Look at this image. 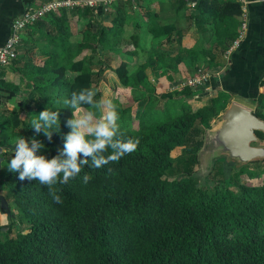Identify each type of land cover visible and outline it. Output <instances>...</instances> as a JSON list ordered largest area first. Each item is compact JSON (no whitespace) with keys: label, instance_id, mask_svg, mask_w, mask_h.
<instances>
[{"label":"trees","instance_id":"obj_1","mask_svg":"<svg viewBox=\"0 0 264 264\" xmlns=\"http://www.w3.org/2000/svg\"><path fill=\"white\" fill-rule=\"evenodd\" d=\"M232 6V12H240L238 4ZM66 10L83 16L91 11L77 6L50 12L64 16ZM72 32L58 25L47 37L50 49L45 52L51 63L37 67L24 83L5 84L11 96L22 100L16 105L26 113L21 119L16 109H0V193L8 206L0 208L4 220H0V264H264V174L258 183L253 180L264 171V158L234 163L227 175L219 157L204 176L195 169L204 131L225 106L222 93L192 108L187 101L193 88H163L155 94L132 75L135 92L146 91H140L137 99L125 94L136 102L133 126L125 125L128 109L125 116L120 112L116 138H139L137 149L100 168L91 167L89 158L78 176L56 185L62 203L54 202L38 181H21L18 172L8 170L14 153L2 147L12 144L14 136H23L29 146L32 139L43 143L45 148L37 155L49 159L58 155L71 130L66 122L73 115L64 101L73 91L98 89L100 73L85 69L89 56L79 57L86 48L100 56L96 31L83 29L76 49L70 51L67 38ZM99 32L103 38L113 36ZM229 35L234 37L235 32ZM65 69L77 72L71 82ZM115 72L120 84L127 85L126 64L120 62ZM158 95L164 102L163 114H141L143 104ZM263 98L258 95L252 111L260 119H264ZM167 101H173L174 110L166 108ZM45 108L57 111L60 121L50 141L30 128L31 119ZM255 134L262 138L260 132ZM85 174L91 176L87 183Z\"/></svg>","mask_w":264,"mask_h":264},{"label":"crops","instance_id":"obj_2","mask_svg":"<svg viewBox=\"0 0 264 264\" xmlns=\"http://www.w3.org/2000/svg\"><path fill=\"white\" fill-rule=\"evenodd\" d=\"M43 1L0 0V46L11 21L25 8L36 7ZM233 3L238 4L237 14L232 12ZM87 8L91 11L86 16L80 12L70 14L69 10L64 16L59 11L50 12L24 27L16 57L0 66L1 110H12L9 102L15 97L5 84L24 83L37 72V67L51 63L45 52L50 49L47 37L53 36L60 24L74 31L67 38L70 51L76 49L83 29H95L94 43L96 51H101L100 56H94L86 48L79 57L94 58V71L100 73L96 76L100 96L102 83L110 79L115 85L118 80L115 67L120 62L126 64L130 80L132 75H137L141 82L166 83L165 91H170L198 68L205 69L209 77L201 86L193 88L192 97L187 101L192 108L222 93L228 97L224 107L236 102L253 111L254 100L259 94L264 95V0H115L105 9L99 5ZM243 19V37L235 48L225 53ZM100 29L113 36L103 38ZM231 32H235L234 37L229 35ZM90 59H85L84 64ZM110 71L114 74L112 78ZM76 74L64 70L68 82ZM170 83L174 85L171 87ZM114 88L118 89L112 85ZM260 144L264 145V138L253 145Z\"/></svg>","mask_w":264,"mask_h":264},{"label":"clouds","instance_id":"obj_3","mask_svg":"<svg viewBox=\"0 0 264 264\" xmlns=\"http://www.w3.org/2000/svg\"><path fill=\"white\" fill-rule=\"evenodd\" d=\"M97 92L98 89L82 88L79 92L73 91L71 99L64 101L73 115L66 122L71 130L63 137V148L58 155L50 159L43 154L37 155L45 145L32 139L29 146L27 140L19 136L15 141L14 155L7 164L8 170L18 172L21 181H38L47 187L54 202L62 203L56 185L78 176L83 167L89 165V158L91 167L100 168L134 152L140 143L139 138H116L120 128L117 106L108 98L97 100ZM82 105L96 111H82ZM59 123L58 112L45 108L31 119L30 128L37 133L42 132L50 141L52 132L59 131ZM90 179L87 174L83 177L84 183Z\"/></svg>","mask_w":264,"mask_h":264},{"label":"water","instance_id":"obj_4","mask_svg":"<svg viewBox=\"0 0 264 264\" xmlns=\"http://www.w3.org/2000/svg\"><path fill=\"white\" fill-rule=\"evenodd\" d=\"M257 131L262 134V138L255 134ZM263 138L264 120L255 116L248 108L236 102H230L209 126L203 146L198 153V159L200 160V155L208 159L224 156L226 161L242 164L264 158V145H253ZM1 151L0 146V154ZM7 207L0 193V208L7 210Z\"/></svg>","mask_w":264,"mask_h":264},{"label":"rangeland","instance_id":"obj_5","mask_svg":"<svg viewBox=\"0 0 264 264\" xmlns=\"http://www.w3.org/2000/svg\"><path fill=\"white\" fill-rule=\"evenodd\" d=\"M93 59L88 60V62L85 63L84 66H85V69L91 70V71L95 72L94 71L95 70L94 69L95 68V66H94L95 63H94ZM198 70L205 71V72L208 73V71H206L205 69H202V68H198ZM109 73H110L109 76L112 78L114 76V74L112 73V71H110ZM131 82H132V80L129 79L127 85H121L120 82L117 80L115 82V85H114V80L107 79V81L105 83H102V85H101V93L102 94L99 97V99H101L102 97L103 98L110 99L117 106V111L119 113V116H120V112H121V114L123 113V116H125L126 115L125 114V111H126V109H128V112L127 113L129 115L128 116L129 118L127 119V121H125V125L127 124V127H130V126L132 127L133 126L132 121L134 120V112H135L134 109H135V106H136V102H132L131 103L130 102V99L128 100L125 97V94H129L130 95V93H131L132 96L134 97V99H137V98H139L142 95L141 92L146 91V89H144V88H140V91L141 92H135V91H133L135 89H133V86L130 85ZM157 82L158 81H154L153 82L151 80L150 81L149 80L146 81V83L144 85L147 88V91H152L155 94H159L160 92H162V90H163L162 88L165 86L166 83L161 84V82H158V83ZM112 85L113 86H116L118 89L115 90V88H114V90H113L112 89ZM173 85L171 84V87ZM157 90H159V92L156 93ZM168 91H169V89H168ZM158 97H160V96L158 95ZM227 98L228 97H226V96L224 97L225 101L227 100ZM18 100L22 101L20 98L14 97V99L12 100V102H9L10 103L9 105L12 106L11 109H16V110L19 111L18 112V117L22 119L25 116L24 114L26 113V111L23 110V109H20L19 107H17L16 103L18 102ZM162 100L163 99H161V97L160 98L149 99V101H147L146 103L143 104V110L145 112H143L141 114H145L146 116H150L151 114L152 115L155 114V115H158V116L159 115H162L163 114V110H162L161 106H162V104H164V102ZM161 102H162V104H161ZM171 102L167 101L165 103V106H166V108L169 111L170 110H174V108H173V101H171ZM127 104H129L130 107H128ZM87 109L88 110H92V111H96L95 109H91L89 107H82V111L83 110H87ZM118 123L119 124L121 123L120 122V119H119ZM212 124H213V122L210 120V126ZM204 133L205 134L203 136V140L205 139V136L208 133V128L205 129V132ZM16 139H17V137L14 136L13 139L11 140V142H10L12 144H10L8 146H5V147H2L3 150H6V151L11 152V153H14ZM218 157H219L218 159H221L222 160L223 163H222L221 167H222V169H224V174L227 175V173L229 172V169L231 168V166L234 165V163L231 162V161H228V160L226 161L224 159V156H218ZM212 161H213L212 157L208 159L207 157L205 158L203 155H200V160L198 162V165L195 167V169L197 171V174L199 176H204L207 173V170L209 169V165L212 164ZM242 164H245V163H242ZM231 169H230V171H231ZM263 174H264V171L258 172L254 176V178H253L254 182H257L258 183L260 181V179L263 178ZM226 175H223V177L225 178ZM208 178L211 179L212 177L211 176H208ZM242 178L245 179L246 177L244 175H242ZM15 218L16 219H19V215L16 214V217ZM0 220H1V223H4L3 214H2V210L1 209H0Z\"/></svg>","mask_w":264,"mask_h":264},{"label":"built area","instance_id":"obj_6","mask_svg":"<svg viewBox=\"0 0 264 264\" xmlns=\"http://www.w3.org/2000/svg\"><path fill=\"white\" fill-rule=\"evenodd\" d=\"M113 1L115 0H45L36 7L25 8L19 16L15 17L11 21L7 37L0 46V66L6 65L9 61L16 57L17 45L24 27L37 21L43 15L55 9H70L77 6L93 7L95 5H99L105 9ZM192 4L193 3L191 2L190 5ZM244 28L245 20L243 19L240 23V29L236 37L232 39L225 53H228L239 44V41L244 35ZM208 77L209 74L207 72L197 69L192 75L186 77L179 83H176L173 89H179L181 87L194 88L201 86Z\"/></svg>","mask_w":264,"mask_h":264}]
</instances>
